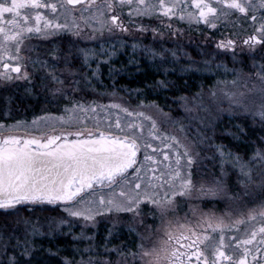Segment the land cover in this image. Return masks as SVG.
<instances>
[{"label":"snow or ice","instance_id":"1","mask_svg":"<svg viewBox=\"0 0 264 264\" xmlns=\"http://www.w3.org/2000/svg\"><path fill=\"white\" fill-rule=\"evenodd\" d=\"M144 17H155L160 26L150 28L136 19ZM173 19L204 25L210 30L204 36L205 43L214 45L216 50L209 53L212 59L231 53L235 62L237 49L241 53L246 49L250 54L257 51L264 54V0L0 2V87L10 88L25 81L29 85L27 91L31 92L39 80L40 90L51 97L47 102L67 101L58 114L45 113L30 124L23 120L12 124L0 122V210H3L0 215L7 220L19 214L21 208L17 206L51 205L71 218L49 219L47 232L42 231L39 221L24 219L22 237L15 227L5 235L8 224H0V257L7 256V264H40L32 258L33 238L38 235L72 236L73 252L61 258L63 264H264V201L239 214L231 209L222 214L204 212L198 204L191 203L239 199V194L231 193L226 183L230 175H236L237 183L245 189L259 179V187L264 189V55L258 66L255 57H249L255 69L249 79H255L250 88L247 80L243 82L247 92L228 89V83L238 84L233 79L218 80L207 93L218 112L243 110L245 118L251 116L253 123L258 118L259 133L255 129L245 132L239 124L238 132L230 133L236 141L241 140L240 133L248 139L255 137L252 139L255 148L248 159L229 145L215 143L214 137L202 129L190 140L188 126L174 119L170 112H164L154 100L140 99L131 106L114 99L107 103L86 99V90L99 75L100 63H109L116 54L105 47L109 44L104 39L105 33L117 37L121 47L126 42L119 34L133 35L134 31H151L153 40L159 36L163 41L165 32L161 28L173 36L182 31L174 29ZM217 32L220 37L214 39ZM66 34L76 39H63ZM37 40L46 44L38 45ZM80 41H99V51L94 46H81ZM109 47L114 49L115 45ZM141 47L153 61L159 57L163 62L169 52L176 58V50L163 47V43L159 50L132 44L134 52ZM92 61H97L95 69L91 67ZM204 63L210 64L211 60ZM222 84L225 87H219ZM155 87L167 88L169 83L160 80ZM248 93L259 95L261 102L256 111L244 102ZM104 94L114 96L115 92ZM204 96L201 89L191 101L197 109L208 111ZM175 99L186 112L193 111L188 97ZM225 102L227 108L222 107ZM4 115L7 117L9 113L6 111ZM166 124L178 126L182 135L166 130ZM197 145L202 147L197 150ZM205 150L212 155L202 156ZM198 159L218 164L219 176L212 183H198L194 179L197 174L194 166L201 174L204 171L199 168ZM181 201L188 202L191 215L176 214ZM35 210L28 207L29 212ZM121 213L139 218L141 224L146 223L145 215L160 223L148 226V234H141L135 249L128 241L109 247L114 236L109 228L101 253L95 233L89 235L85 230L97 226V217L111 215L118 222ZM77 223L81 226L79 235L72 232ZM63 225L68 226L67 233L63 232ZM134 230L129 228L130 233ZM80 241L91 243L81 249L77 243ZM10 248L13 253L8 255ZM17 250L19 256L15 254ZM0 264H4L3 259Z\"/></svg>","mask_w":264,"mask_h":264},{"label":"rangeland","instance_id":"2","mask_svg":"<svg viewBox=\"0 0 264 264\" xmlns=\"http://www.w3.org/2000/svg\"><path fill=\"white\" fill-rule=\"evenodd\" d=\"M127 19H128L127 16H125V20ZM136 19L138 22H142L143 24L148 25L150 28L160 26V21L155 17L153 18L144 17V18H136ZM161 19H164L165 23L168 22L166 18H161ZM172 23L174 25V29H181L182 24L189 25L186 22H181L176 19H173ZM129 27L133 29L135 28L134 25H129ZM183 28L182 31L177 32L176 35L174 36L169 31L161 28V30L165 32L163 41H161V38L159 36H157L156 39L153 40V34L151 31H148L147 33H140L138 31H134L133 35L119 34V36L123 39V41L126 42L124 47H121L120 44L117 42V37H109L108 34H106L107 35L106 39L109 41V44H106L105 47L108 48L109 51L114 50L116 54L112 56L109 63H102V62L100 63L99 75L93 78L92 86L86 90V97L89 98V101L95 99L107 103L110 100L114 99L116 101L125 104H130L131 106H135L136 104H138V103H134V101L137 100L139 101V99L137 97L135 98L132 94L127 95L121 91H118L121 93V95H117L116 93L114 96L104 94L106 92L109 94L114 92L113 86L110 85V83H108V81L111 82L112 79L110 78L111 75L109 74H113L114 71H116V68L119 70L120 69L119 67H115V68L113 67L115 66V64L119 66L120 63L124 64V66H128L131 64H137L139 62H143L152 73H161V75L159 76L157 75L158 77L154 76L157 79H159L157 81L160 80L165 81L166 79H169L170 82L178 83L177 81L186 77H199L200 82L198 83L199 86L198 85L196 86V91L199 92L201 91V89H203V92L205 93L204 103L208 107V111L199 110L193 105L191 98L195 95V93H193L191 96L186 95V97L189 98V107H192L193 111L186 112L182 107L183 113H187L189 117L191 116L190 118L188 117L187 119H185L184 124L188 126V134L190 140L195 138L198 129H202L206 131L208 135L215 137V134L217 133L215 132L217 130L216 121L218 120L220 114L229 115V116L232 115L244 116V114H243V110H240L237 113H229L227 111H223L221 113L218 112L215 109V106L211 104V101L207 95L209 89L213 85H215L218 80L230 82L233 79H237L238 84L236 86H233L231 83H228L226 87L231 91L237 93L241 91L247 92V89L244 87L243 82L247 80L248 87L250 88L252 79H255V77L249 79V74L255 71V69L252 66L253 61L249 57L254 56L258 66L259 62H261V56L264 54L260 53L259 51L250 54L246 49L243 53H241L240 50L237 49V60L235 62L231 58V53L221 54L217 56L215 59H212L209 53L216 51L214 49V46L212 47L208 45L203 46L202 51L199 53L197 50L196 43L194 42L191 36L184 34ZM188 34L190 35V33ZM81 42L85 43V41H81ZM134 42L140 43L141 45L155 47L158 50L160 48L161 43H163V47L176 50V58H173L171 56V53L169 52L165 55L163 62H161V59L159 57H157L156 60L153 61L145 56L143 47L137 48L134 52L132 49V44ZM111 44L115 45L114 49L109 47V45ZM91 46L96 47L97 50L99 51L98 44ZM241 57H243V62H241ZM100 59L102 61L104 57H101ZM205 60H211V63L205 64L204 63ZM244 60H250L251 64L249 63L248 69L247 66L245 65L243 69L240 67L243 64H245ZM217 65H220V67L218 68ZM96 66H97V61H92L91 63L92 69H95ZM225 68L228 69L227 72L225 71ZM111 70L112 73H110ZM89 75H91L90 70H89ZM105 76L108 77L105 78V80L108 83L107 85L103 83ZM35 83H36V87L31 92L27 91L29 85L25 81H18L10 88L0 87V122H6L8 124H12L15 123L16 120H23L30 124L35 117L42 116L45 113H51L53 115L59 113L63 104L67 103V101H61L59 104L54 102L53 103L47 102L48 100L51 99V97L48 95L47 92L40 90L39 80H36ZM219 87H225V85L222 84L219 85ZM133 94L136 95L137 92H133ZM244 102L249 106V108L252 111H256L261 101L258 94L248 93L247 96L244 98ZM222 107L227 108V103L225 102V104H223ZM196 110L200 111L199 117H197L195 113ZM6 111L9 113L7 117L4 115ZM247 118L250 119L248 123L249 126L253 128L255 126L260 127L258 118L255 123H253V119L251 116H248ZM178 119L183 121V119L180 118ZM164 128L166 130L175 132L177 135H182L178 130V126L173 128L170 125L166 124L164 125ZM19 134H23V133L21 132ZM228 145L231 146L233 144L229 143ZM200 147L202 146L197 145V150H199ZM232 148L234 150V145ZM254 148H255V144L253 143L250 151L253 152ZM252 152L250 154L247 153L249 156H247L246 159H248L252 155ZM205 154L209 156L212 155V153L208 152L207 150H205V152H202V156ZM241 155L243 156L245 154H241ZM198 165L199 168L204 169L203 173L201 174V172L194 166V171L197 173L194 179H196L198 183L199 182L212 183L215 176H219V171H220L219 166L218 164L214 166L213 161L206 159L205 160L198 159ZM226 183L228 184L231 193L239 194L240 197L239 199L233 201H226L222 199H216V200L205 199V200H193L191 201V203L198 204L200 208L202 207L201 210L204 212L214 211L217 214H222L224 211L231 209L234 213L239 214L237 212L238 209H241L243 205H245L248 201H250L251 206L259 204L261 201H264V189L259 187V179H257L255 183L250 184L248 186V188L250 189L249 191H251V196L249 197L245 195V192L247 191L248 188L245 189L244 186L237 183L236 175H230L226 179ZM49 206L53 207L51 205ZM185 213H189V215H191V213L189 212L188 202L181 201V206L176 214L179 215L180 217H183ZM57 214L58 215L54 217H48L43 220H38L40 224L43 225L42 231L47 232L48 221L51 218H58L60 216H64L65 219H71L68 218L66 214L63 213L59 208ZM119 215L121 219L118 222H114L115 217L111 215L105 217H97V220L99 221L97 226L95 228H89L85 230L89 235L95 233L96 235L95 243L101 253H103V248L101 247V245L104 242V238L107 236V230L109 228H112L114 232V236L111 238V243L109 244V247H112L113 245H120L122 241H128L130 246L133 249H135L136 243L140 242L141 234L143 235L148 234V226L153 225V223L158 226L160 223L159 220H155L154 222L153 218L148 215H145L144 217L146 221L145 224H141L139 218L133 219L131 214L121 213ZM53 223H55L54 220ZM15 226H19V228L16 229L18 230V234H20L22 237L25 225L21 221V223L19 224L16 223ZM129 228L135 230L130 233ZM62 230L63 232L67 233L68 226L63 225ZM80 231H81V226L79 223H77L73 227L72 232L76 235H79ZM38 238L42 240L43 244H49L54 239L47 235H38L33 238V243ZM56 238L62 239V241L64 240L67 248L69 246L68 254L72 255L73 252L72 244L74 243L72 241V236L56 235L55 239ZM133 241H135V243H133ZM144 242L146 244L150 243V241L148 240H145ZM13 243H15V241H13ZM77 243H79V246L82 249L88 243L91 242L80 241ZM50 246H52V244H50ZM12 253L13 250L10 248L8 255H11ZM15 254L19 256L20 255L19 250H17ZM112 258L113 260L116 259L115 254H112ZM0 259L4 260V264H7V256L0 257ZM77 259H79L78 256Z\"/></svg>","mask_w":264,"mask_h":264},{"label":"trees","instance_id":"3","mask_svg":"<svg viewBox=\"0 0 264 264\" xmlns=\"http://www.w3.org/2000/svg\"><path fill=\"white\" fill-rule=\"evenodd\" d=\"M244 62L245 64H243L240 67L243 69L245 65L247 66L248 69L250 60H244ZM115 67H119L120 69L118 70L116 68V71H114L113 74H109L111 75L110 78L112 79L111 82L108 81V83H110V85L113 86L114 92L117 91L115 92L117 95H121V93L118 92L121 91L127 95L132 94L135 98L137 97L139 100L141 98L145 99L146 102L154 100L160 105V107L163 109L164 112H170V114L174 119H178V118L183 119V123H185V119H187L189 115L187 113H183L182 107L176 101L175 98L183 95L191 96L193 93L196 94L197 93L196 86L200 82L199 77H186L177 81L178 83L170 82L169 79H166L165 81L169 83V87L163 89V88L155 87L157 83L156 81L159 79H157L154 76L157 75L159 76L161 75V73H152L143 62H139L137 64H131L128 66H124V64L120 63L119 66L115 64L113 68ZM110 73H112V70L110 71ZM105 78L108 77L106 76L104 77L103 83L107 85L108 83L105 80ZM137 90H139V92ZM133 92H137V94L134 95ZM86 99L89 100L88 97H86ZM134 103H139V101L138 100L134 101ZM199 112L200 111L197 110L195 112L197 117H199ZM249 120L250 119L245 118L243 115L229 116V115L220 114L218 120L216 121L217 130L215 132L217 133L215 134L214 137L215 143L217 144L224 143L226 145H228L229 143L233 144L234 150L238 151L240 154H245L243 155V158L246 159V157L249 156L248 154L252 152L250 151V149L253 145L252 139H255V137H253L252 139H248L247 137H245L244 133H240L241 140L236 141L232 138L230 133L238 132V129L236 127V125L238 124L245 128V132L250 133L252 129H255L256 132L259 133L261 131V128L257 126L253 128L249 126L248 124ZM233 145L231 146L233 147ZM18 207L21 208L19 214L12 215L8 217L7 220H5L2 215H0V224L2 223L8 224V229L5 230V234H7L8 231H11V229L14 227L19 228V226H15L17 220L23 221L24 219H30L31 221L36 222L38 220H43L48 217H54L58 215L57 214L58 208L50 207L49 205H42V206L22 205ZM28 207H34L36 210L29 212ZM41 208L46 210L42 211L40 210ZM2 212L3 210H0V213ZM50 244H52V246H50ZM58 250L59 252L57 255L55 256L50 255V253H57ZM68 250H69V246L67 248L66 243L64 242V240L62 241V239L54 238L51 243L43 244L42 240L38 238L33 243L32 258L40 262V264H49V262L50 264H63L61 258L64 256H71L70 254H68L69 253ZM22 259H24V257H22Z\"/></svg>","mask_w":264,"mask_h":264},{"label":"flooded vegetation","instance_id":"4","mask_svg":"<svg viewBox=\"0 0 264 264\" xmlns=\"http://www.w3.org/2000/svg\"><path fill=\"white\" fill-rule=\"evenodd\" d=\"M0 2H4V0H0ZM7 2L8 3H10L11 2V0H7ZM191 2V0H189V3ZM29 11H31V10H29ZM40 11H45V10H43V9H41ZM5 16L7 17V18H11L8 14H5ZM61 22H63V21H61ZM32 23H35L34 21H32ZM184 27V28H183ZM182 28H183V31H184V34L185 35H188V36H191L192 37V39L194 40V42L196 43V45H197V50H198V52L200 53L201 51H202V47L203 46H210V47H212V46H214V45H210V44H207V43H205V36H204V33H207V32H209L210 30H208V29H206L205 27H204V25H199V26H197V25H195V24H192V25H186V24H182V27H181V30H182ZM198 29H201V30H203V31H200V30H198ZM87 31H89V30H87ZM248 31L249 32H251L252 31V29L251 28H249L248 29ZM190 33V35L188 34V33ZM107 33H105V35H104V39H106V37H107V35H106ZM243 34V33H242ZM97 36H99V34H97ZM219 37H220V33L219 32H217L216 33V35H215V37H214V39H219ZM63 39H65V40H68V39H75L74 37H72L70 34H66V35H64L63 36ZM35 43H37L38 45H43V44H46V42H43V41H39V40H37V41H35ZM80 43H81V46H85V45H87V46H91V45H99V41H85V43H83V42H81L80 41ZM41 50H43V48H41ZM35 53H33V55H34ZM197 55V54H196ZM29 70V72H32V68L30 67V69H28ZM40 73H37L36 75L38 76ZM250 189L248 188L247 189V193H248V197L249 196H251V191H249ZM248 207H251V203H250V201H248L245 205H243V207L241 208V209H238V213L239 212H241V211H247V208ZM201 209H202V207H201ZM225 264H227V262H225Z\"/></svg>","mask_w":264,"mask_h":264},{"label":"water","instance_id":"5","mask_svg":"<svg viewBox=\"0 0 264 264\" xmlns=\"http://www.w3.org/2000/svg\"><path fill=\"white\" fill-rule=\"evenodd\" d=\"M22 135V134H21ZM20 206H22V205H20ZM18 207V206H17Z\"/></svg>","mask_w":264,"mask_h":264},{"label":"bare ground","instance_id":"6","mask_svg":"<svg viewBox=\"0 0 264 264\" xmlns=\"http://www.w3.org/2000/svg\"><path fill=\"white\" fill-rule=\"evenodd\" d=\"M224 207V206H223Z\"/></svg>","mask_w":264,"mask_h":264}]
</instances>
